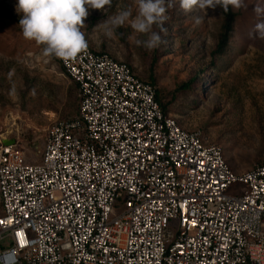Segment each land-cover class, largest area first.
<instances>
[{
	"label": "built area",
	"instance_id": "1",
	"mask_svg": "<svg viewBox=\"0 0 264 264\" xmlns=\"http://www.w3.org/2000/svg\"><path fill=\"white\" fill-rule=\"evenodd\" d=\"M59 61L77 115L36 163L0 136V264H264V164L235 172L125 61Z\"/></svg>",
	"mask_w": 264,
	"mask_h": 264
},
{
	"label": "rangeland",
	"instance_id": "2",
	"mask_svg": "<svg viewBox=\"0 0 264 264\" xmlns=\"http://www.w3.org/2000/svg\"><path fill=\"white\" fill-rule=\"evenodd\" d=\"M17 2L0 0L20 20ZM245 3L246 9L233 10L228 45L215 57L211 52L222 23L218 8L185 13L175 0L166 34L160 33L166 43L152 51L131 39L147 37L130 23L105 35V26L121 10L130 8V19L135 18L137 0H112L111 7L90 10L81 29L94 51L130 63L143 79L152 76L169 115L182 128L202 130L208 143L219 144L235 172L264 163V40L254 31L259 19L254 8L264 0ZM153 30L160 31L156 25ZM77 94L58 58L45 56L42 45L23 37L19 23L0 15V135L12 128L7 136L19 140L27 161H35L49 127L76 116Z\"/></svg>",
	"mask_w": 264,
	"mask_h": 264
},
{
	"label": "clouds",
	"instance_id": "3",
	"mask_svg": "<svg viewBox=\"0 0 264 264\" xmlns=\"http://www.w3.org/2000/svg\"><path fill=\"white\" fill-rule=\"evenodd\" d=\"M112 0H18L16 10L20 15L19 26L26 40L43 46V54L65 62L74 61L88 51V41L81 30L85 26L90 10H103L111 7ZM138 12L134 19L131 9L121 10L106 25L105 35L111 37L114 29L130 23L131 28L147 39L131 37L137 45L148 51L158 49L166 41L161 32L166 34L164 24L169 19L168 11L175 7V0H137ZM180 8L185 13L204 12L222 8L246 9L245 0H179ZM259 18L254 26L256 38L264 40V5L254 8ZM196 22H200L197 17ZM160 31H154L153 26ZM251 35V34H250Z\"/></svg>",
	"mask_w": 264,
	"mask_h": 264
},
{
	"label": "trees",
	"instance_id": "4",
	"mask_svg": "<svg viewBox=\"0 0 264 264\" xmlns=\"http://www.w3.org/2000/svg\"><path fill=\"white\" fill-rule=\"evenodd\" d=\"M218 10H219V13H220L221 18H222V23H221V26H220V32L218 34V38H217V43H216L215 49L211 52L212 57L220 56V55H222L224 53V51H225V49H226V47L228 45L229 39L231 37L232 31H233V25H234V21H235V17H236V13L231 8L227 12H224L222 8H218ZM0 15L6 16V17L10 18L11 20H14L17 23H19V20L15 18L14 14L12 13V11L10 9H8L6 6L2 5L1 3H0ZM90 49L92 51H94L92 48H90ZM94 52H97V51H94ZM97 53H102V52H97ZM58 63H59L60 68L64 72L63 68L60 65L59 58H58ZM126 63H128V62H126ZM128 64L131 66L132 70L134 71V68L132 67V65L130 63H128ZM64 74H65V72H64ZM141 79L143 81H145V82L150 83L152 86H154V88H155V99L159 103V105H160L162 111L164 112V114H168V111L166 110L164 104L161 103V101H160L157 87L153 83V81H154L153 77L150 76L148 79H143V78H141ZM192 81L193 80H191L189 82V84ZM71 82L73 83L74 88L77 90V84L74 83L73 81H71ZM185 86L188 87V85H185ZM75 99H76V97H75ZM77 100H78V105H77V113H78V107H79L78 94H77ZM177 122H178V120H177ZM259 165H262V164H259Z\"/></svg>",
	"mask_w": 264,
	"mask_h": 264
},
{
	"label": "water",
	"instance_id": "5",
	"mask_svg": "<svg viewBox=\"0 0 264 264\" xmlns=\"http://www.w3.org/2000/svg\"><path fill=\"white\" fill-rule=\"evenodd\" d=\"M1 142H2L4 145L12 144V143L14 142V139H13V138H2V139H1Z\"/></svg>",
	"mask_w": 264,
	"mask_h": 264
},
{
	"label": "bare ground",
	"instance_id": "6",
	"mask_svg": "<svg viewBox=\"0 0 264 264\" xmlns=\"http://www.w3.org/2000/svg\"><path fill=\"white\" fill-rule=\"evenodd\" d=\"M14 119V118H13ZM12 120V119H11ZM14 124H15V122H14ZM13 123H12V125H14ZM10 125V124H9ZM8 125V127H10ZM12 129V128H11ZM11 129L9 130V128H8V130L5 132V133H3V134H1L0 136L2 137V138H4L5 136H7L10 132H11Z\"/></svg>",
	"mask_w": 264,
	"mask_h": 264
},
{
	"label": "crops",
	"instance_id": "7",
	"mask_svg": "<svg viewBox=\"0 0 264 264\" xmlns=\"http://www.w3.org/2000/svg\"><path fill=\"white\" fill-rule=\"evenodd\" d=\"M170 112H168V114H169ZM12 137V136H11ZM43 149V148H42ZM42 151V150H41ZM25 159L27 160V158L25 157ZM39 161V158L38 159H35V161H33V162H31V163H36V162H38ZM238 172H240V171H238Z\"/></svg>",
	"mask_w": 264,
	"mask_h": 264
}]
</instances>
